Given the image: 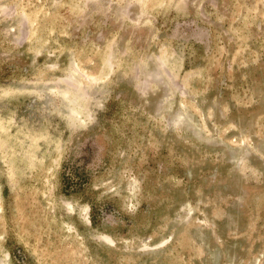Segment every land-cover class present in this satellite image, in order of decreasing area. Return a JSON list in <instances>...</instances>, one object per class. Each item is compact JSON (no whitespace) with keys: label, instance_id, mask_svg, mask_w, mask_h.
<instances>
[{"label":"rangeland","instance_id":"374dc122","mask_svg":"<svg viewBox=\"0 0 264 264\" xmlns=\"http://www.w3.org/2000/svg\"><path fill=\"white\" fill-rule=\"evenodd\" d=\"M0 264H264V0H0Z\"/></svg>","mask_w":264,"mask_h":264}]
</instances>
